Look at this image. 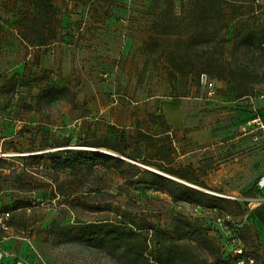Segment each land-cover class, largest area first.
I'll return each instance as SVG.
<instances>
[{
	"label": "rangeland",
	"instance_id": "rangeland-1",
	"mask_svg": "<svg viewBox=\"0 0 264 264\" xmlns=\"http://www.w3.org/2000/svg\"><path fill=\"white\" fill-rule=\"evenodd\" d=\"M64 5L65 20H58V26L68 41L58 38L56 44H74L73 35L86 12L87 21L97 25L84 30L85 36L99 42L118 40L121 45L130 39L144 54L145 67L136 76L137 84L123 87L127 93L116 90L110 95L112 106L126 107L114 122L125 133L127 146H133L135 127L161 132L151 126L147 108L142 113L139 100L153 96L162 85L171 96L180 97L168 116L173 123L169 136L172 168L181 169L193 181H181L153 166L140 167L194 187L201 196L194 197L197 202H174L167 194L142 190L99 167L69 174L53 153L89 151L78 145L94 136L113 139L107 114L99 116L89 110V92L84 90L89 79L81 74L78 78L83 85L78 92H60L50 71L36 74L25 65L18 72H8L10 64L23 62L28 49L6 35L0 47L5 63L0 71V212L11 213L15 237L7 242L9 252L28 264H160L158 259L170 264H232L229 251L239 239L246 254L256 264H264V190L257 187L264 176V99L250 102L239 98L235 82L215 77L235 69L248 96L264 93V56L255 51L251 38L240 39L235 47L233 21L225 19L235 13V5L227 2L221 12L212 9L208 18L195 11L194 0H66ZM21 7H27L24 0H0V19L15 22ZM243 7L249 22L264 23V0H249ZM58 11L56 7V15ZM161 20L162 28L171 29L172 35L154 33L153 25ZM194 33L200 44L193 48ZM177 39L187 43L177 44ZM148 43L152 44L149 55ZM169 52L187 54L191 58L188 68L193 71L186 76L170 75L166 66ZM82 62L81 68L72 70L85 72V76L108 73L104 61L95 65L87 59ZM200 73L215 82L214 100L198 85ZM107 77L99 76L97 82L101 84ZM132 89L133 99L129 97ZM87 115L89 119L80 118ZM255 116L262 127L251 124ZM65 142L68 146L62 147ZM93 153L121 159L107 149ZM23 172L27 176L18 177ZM8 183H14L16 189ZM116 211L123 212L119 221L127 227L129 223L145 227V220L155 225L142 257L140 234H131L127 227L116 230L94 225L114 223ZM105 232L109 235L103 239ZM28 233L32 247L20 239Z\"/></svg>",
	"mask_w": 264,
	"mask_h": 264
},
{
	"label": "trees",
	"instance_id": "trees-1",
	"mask_svg": "<svg viewBox=\"0 0 264 264\" xmlns=\"http://www.w3.org/2000/svg\"><path fill=\"white\" fill-rule=\"evenodd\" d=\"M27 7H21L18 11L17 20L15 22L14 30L21 43L27 48L33 47H50L56 44L58 38L63 39L60 33L59 22L52 5V0H24ZM231 3L237 8L235 13L231 16H225V19L233 21L234 33V46L238 47L240 39H253L255 42V51H259L260 56H264V23L249 22L245 18L244 7L249 4V0H194V8L196 12H202L208 18V14H212V9L216 12H221V6L225 3ZM238 6V7H237ZM246 9V8H245ZM202 10V11H199ZM210 17V16H209ZM163 21H159L153 25L155 34H169L172 35L171 29H163ZM3 28L0 27V34ZM192 42L190 47H196L200 44L199 36L195 33L192 35ZM153 40V38L151 39ZM65 41V39H63ZM1 43V35H0ZM175 43H187L182 39H177ZM247 45V43H244ZM152 45V44H151ZM148 43L146 45L147 54L149 55ZM251 47V46H250ZM247 50L249 46H246ZM191 58L187 54L171 53L169 52L166 57V66L170 75L180 74L183 76L189 75L193 68H188ZM223 67L221 63L218 65ZM224 68V67H223ZM218 80H229L237 84L239 90V98L248 97V89L243 86L241 77L238 75L237 70H230L227 73L223 72L216 74ZM67 90H63L65 92ZM149 122L152 126L157 125L161 132L154 134L148 131L137 130L135 132L134 143L132 147L127 146L126 136L124 132H120L117 127L110 125L108 127L110 134L112 133L113 139L106 137H95L91 141H80L78 147L90 148L89 151L84 149H66L53 153V157H58V162H61V167L69 172V174L83 173L94 168H102L103 170H111L115 174L122 177L123 181L128 184H134L142 187V190H153L154 192H161L169 195L174 202H197L195 196H201L196 190L175 182L170 179L157 176L152 172L140 167V165L153 166L166 174L177 178L181 181L191 183L193 179L181 169H173V149L170 145V127L167 126L162 115H149ZM254 119V117H253ZM68 146V142L62 144V147ZM95 149H107L121 157V159L104 158L101 155L93 153ZM56 163V164H57ZM27 176L26 172L18 175V177ZM3 175L0 174V181ZM0 182V192L2 186ZM12 189H16L14 183H8ZM174 187L176 191H173ZM18 188H21L18 187ZM264 190V188L259 189ZM114 196V195H111ZM201 205V204H198ZM123 212H115V222H99L94 224L102 229H107L108 226L116 230L127 227L119 220L122 218ZM131 234H140L142 237L141 248L139 249V256L147 247V238L149 233L155 231V225L145 220V227H138L137 225L129 223L128 227ZM109 233L105 232L101 238H106ZM160 264H170L168 261L162 262L158 259Z\"/></svg>",
	"mask_w": 264,
	"mask_h": 264
},
{
	"label": "crops",
	"instance_id": "crops-1",
	"mask_svg": "<svg viewBox=\"0 0 264 264\" xmlns=\"http://www.w3.org/2000/svg\"><path fill=\"white\" fill-rule=\"evenodd\" d=\"M64 4H66V0H52L54 11L56 7L59 10L56 18L61 23L65 20V17L62 15V13L67 8V6ZM85 13H82L84 14L82 16L83 19L81 20V23H78L77 30L73 35L74 44H72L71 42L68 43L67 46H64L63 44H56L51 47H26L28 49V52L25 55V59L23 60V62L10 64L7 71L10 73H15L20 71V69H22V67H24L25 65V67L28 66V70L30 68V70L35 72L36 74L50 71L52 73L51 75H54L55 79H57L58 81L56 89L60 92H62L63 90L78 92V90H80L83 85L82 83L80 84L78 78L79 74H81L80 76L89 79L88 82L85 83L87 86L89 85V87L87 89H84L89 92L87 97L90 101L88 105L89 110H92V112H98L99 116L102 114H107L106 119L108 120V123L118 128L116 121L114 122V118L117 116V114H121L122 111H126V107H123L121 105L112 106L110 95L114 94V91L116 90L126 92L123 87H126L128 83L137 84V77L140 73L139 71H144L145 67L143 61L144 54H140L141 51L138 48L139 44L137 42L136 45L133 44L135 42L130 39H127V41L122 43L121 45L118 40H107L104 42H99L96 40L94 41V39H92L90 36H85V34L83 33L84 30L92 29L97 25L90 24V21H87V18H85ZM15 22H11V20L5 21L0 19V27L9 30L8 33L6 31L1 32L0 47H2V44L4 43V40L7 36H9V40L12 36L17 39L19 44L21 43L16 34V31L14 30ZM69 22L72 23V20L68 19V23ZM67 41L68 40L63 42ZM52 50H55V55L53 56L50 54V51ZM1 56L2 54H0V71L2 70V66H5L4 58H2ZM99 57H101L102 59ZM82 59L91 61L92 65H95L97 63L96 61H104L108 67L106 69L108 70L106 71L108 73H92V75L85 76V74H87L85 72L83 75L82 72L77 73L76 71L72 70L74 68L79 69L81 68L80 65L85 64L84 62H82ZM99 76L108 77L107 79H103L104 82L100 84L97 82V78ZM133 91H135V89H132L129 95V97H131L132 99L134 98ZM168 91L169 90L167 89V86L162 85V87L158 89L156 88L153 96L146 97L144 100H139L142 101V105L140 103L141 106H139L138 104L139 101L136 102V106L142 108V113H144V110L147 108L146 113L148 115H162L167 126H169L171 129V127H173V123H171L168 118L169 112L173 108H176L177 105H179L178 100L180 99V97H173ZM139 92L140 91L138 90L136 91V93L138 94V98H141ZM96 115H94L95 120H97ZM124 117L129 118L127 114ZM80 118L89 119V116H81ZM153 127L158 128L157 125H154ZM134 129L136 131H146L145 129H142L140 127H135ZM13 260V258H10L8 262H11Z\"/></svg>",
	"mask_w": 264,
	"mask_h": 264
},
{
	"label": "built area",
	"instance_id": "built-area-1",
	"mask_svg": "<svg viewBox=\"0 0 264 264\" xmlns=\"http://www.w3.org/2000/svg\"><path fill=\"white\" fill-rule=\"evenodd\" d=\"M82 30V29H81ZM63 39H66V35L63 36ZM198 85L206 91L209 99L214 100L217 97L216 94V85L215 82L209 78V76L205 73H200L197 77ZM247 99L250 102L258 99H264V93H261L257 97L248 96ZM113 103H116L115 96L113 97ZM251 124L257 125V127H262L261 119L258 116H255L252 119ZM258 189L264 188V176H262L257 182ZM261 201L262 199H256ZM15 237L11 226V213L9 211L0 212V264H3L4 260L7 262L10 258L14 260L9 264H28V262L17 255L9 252L8 249H5L7 242ZM20 239L25 242L27 245L32 247L31 239L29 237V233L25 236H20ZM235 245L231 246L230 257L233 259L232 264H256L255 259L246 254V250L242 242L237 239Z\"/></svg>",
	"mask_w": 264,
	"mask_h": 264
},
{
	"label": "water",
	"instance_id": "water-1",
	"mask_svg": "<svg viewBox=\"0 0 264 264\" xmlns=\"http://www.w3.org/2000/svg\"><path fill=\"white\" fill-rule=\"evenodd\" d=\"M192 188H194V187H192Z\"/></svg>",
	"mask_w": 264,
	"mask_h": 264
}]
</instances>
